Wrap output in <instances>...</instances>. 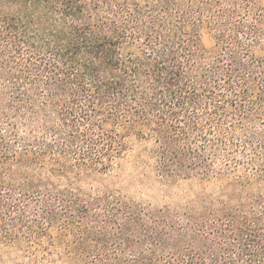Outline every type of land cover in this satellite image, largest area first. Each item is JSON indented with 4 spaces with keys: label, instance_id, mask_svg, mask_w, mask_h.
<instances>
[{
    "label": "trees",
    "instance_id": "trees-1",
    "mask_svg": "<svg viewBox=\"0 0 264 264\" xmlns=\"http://www.w3.org/2000/svg\"><path fill=\"white\" fill-rule=\"evenodd\" d=\"M0 264H264V0H0Z\"/></svg>",
    "mask_w": 264,
    "mask_h": 264
},
{
    "label": "rangeland",
    "instance_id": "rangeland-1",
    "mask_svg": "<svg viewBox=\"0 0 264 264\" xmlns=\"http://www.w3.org/2000/svg\"><path fill=\"white\" fill-rule=\"evenodd\" d=\"M151 170L149 164L141 162L135 153L128 157L118 178L107 183L136 202L151 203L155 206L166 205L169 203V188L159 183Z\"/></svg>",
    "mask_w": 264,
    "mask_h": 264
}]
</instances>
